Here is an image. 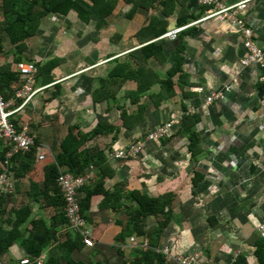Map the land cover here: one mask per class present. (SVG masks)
<instances>
[{
    "label": "crops",
    "instance_id": "crops-1",
    "mask_svg": "<svg viewBox=\"0 0 264 264\" xmlns=\"http://www.w3.org/2000/svg\"><path fill=\"white\" fill-rule=\"evenodd\" d=\"M239 1L222 0L225 5ZM1 5L3 0H0V64L15 62L14 58L21 59L18 62L33 63L36 66L35 87H45L11 119L14 127H20L18 131L27 124V134L33 142L30 147L36 148L33 162L20 179L16 193L6 205L8 208L19 210L27 201L30 182L43 188L44 168L60 153V144L70 127L89 133L99 124L109 123L121 127L118 134L111 132L99 136L87 145L96 148L94 152L103 150L107 154L109 167L104 188L111 195L100 193L92 197L88 214L91 239L88 247L74 253L75 259L86 264H119L133 258L136 246L132 238L137 243L142 239L136 233H128V211L136 204L126 196L139 191L151 197L165 193L174 195L173 221L161 239L162 246L171 248L172 254L199 255L203 264H262L257 255L264 243L259 233L264 221V82L255 65L242 66L240 63L246 52L236 25L213 18L190 26L176 40L160 39L168 31L182 27L179 17L200 19L209 13L210 7L203 5L202 0H177L169 15L163 13L161 5L138 8L129 16L126 14L131 4L124 3L101 27L96 26V20L82 22L74 11L66 15L49 12L41 19L36 34L26 38L25 47L19 50L4 31ZM122 12L128 18L125 22L119 17ZM15 15L13 12L10 19ZM238 15L264 49V0L249 2ZM154 16L161 20L164 33L155 39L145 34L138 36ZM77 20L82 22L78 32L83 33V39L75 43L67 34ZM195 21L197 19L189 24ZM157 41H161L163 53L161 60L151 58L148 61L150 69L158 75L150 89L136 104L122 101L127 91L138 89V84L129 80L118 95L120 105L130 114L137 113L139 105H146V120L130 130L122 126V110L107 101L94 100L93 93L100 86L98 78L107 76L117 60L130 61L132 67L138 69L133 56ZM178 49L179 54L175 55ZM48 61H54L50 71L53 80L45 85L38 84L35 63ZM175 65H179L178 71L171 76L170 70ZM15 69L18 72L16 65ZM169 79L172 84H166ZM23 82L19 75V87L12 97L5 99L11 100L13 107L21 104L16 93ZM215 93L220 97L208 103L207 97ZM150 95H161V102L154 104ZM189 109H196V112L187 114ZM189 117L190 132L198 140L199 151L194 153L188 148L191 142L182 128ZM172 121L176 123L169 136L160 140L148 138L150 132ZM0 141L7 151L8 147ZM138 143L143 147L137 158H112L115 151ZM40 155L43 160L39 159ZM59 169L73 175L66 172V166ZM109 170L114 171L112 177H108ZM84 173L90 175L88 185L94 188L100 169L92 166ZM120 185L124 189L116 187ZM84 196L82 188L78 197L82 200ZM29 206L30 215L19 230L25 231L32 219L50 222L52 210L45 207L43 200L30 202ZM9 220L8 212L0 216V222L7 224L6 230L13 227ZM156 220L154 216L148 218L147 229L154 228ZM58 232L60 238L74 234L67 226ZM159 248L161 246L156 250ZM9 255L11 259L26 258V252L17 244L9 248ZM45 256L44 252L42 258Z\"/></svg>",
    "mask_w": 264,
    "mask_h": 264
},
{
    "label": "trees",
    "instance_id": "trees-1",
    "mask_svg": "<svg viewBox=\"0 0 264 264\" xmlns=\"http://www.w3.org/2000/svg\"><path fill=\"white\" fill-rule=\"evenodd\" d=\"M175 1L177 0H3V5L1 6L4 12V31L9 41L20 50L25 47L24 40L36 34L41 19L48 15L49 12H58L66 15L69 11H74L76 17L82 22L88 23L90 20H96V26L101 27L107 23L108 17L124 3L131 4L130 10L126 14L129 16H132L138 8L150 9L157 6L161 7V5L163 13L169 15L173 12ZM13 12L16 15L13 19H10ZM196 19L198 20L199 17L186 16L183 20L179 17V23L183 26L185 23L189 24ZM164 31L163 28L161 29V20L154 16L151 17L149 26L143 31L141 30L138 36L145 34V37L150 35L155 39L160 37ZM253 38L257 39L254 36ZM179 51L180 49L175 52V55H178ZM162 53L161 41L150 43L144 46L138 55L133 56L134 61L139 65L138 69H134L130 61L121 62L117 60L107 76L98 78L100 86L95 89L93 99L99 102L107 101L119 107L122 110V126L127 129L131 130L146 120V105H139L138 112L130 114L120 105L118 95L126 82L132 80L138 84V89L127 91L122 101L129 100L131 103L136 104L142 100L143 95L146 94L152 83L155 82L156 79L154 78L158 77L150 69L148 61L151 58L161 60ZM140 59H142V62H140ZM19 60L21 59L14 58L15 62L11 61L0 64V92L4 99L12 97L14 90L19 87L18 80L20 74L15 69V63ZM35 64L38 67L37 79H40L38 80V84L45 85L52 82L53 79L50 76V71L53 68L54 61ZM178 67L179 65H175L171 69L172 71L170 70L171 76L177 73ZM166 84H172L171 79ZM150 98L154 104L158 103V101L161 102V95H150ZM186 119L187 122L183 123L182 128L184 133L189 136L191 142L188 148L194 153L199 151L197 146L198 140L196 135L190 132V126L192 125L190 124V117ZM15 128L18 131L20 127L16 125ZM120 130L121 127L118 125L115 126L109 123H101L89 133L79 131L73 126L70 127L67 136L60 144V153L55 156L54 162L44 168L43 188L40 189L35 183L30 182L31 189L26 194L27 201L19 206V210L13 207L8 208L6 205H8L10 199L16 193L20 179L24 177L25 172L30 168L36 146L30 147L31 149L28 152H16L8 161L7 169H2V167L5 168L4 154L6 153V149L0 141V174L3 172L9 174L14 184L12 194L0 196V216L2 218L8 212L10 214L9 221L13 225L10 230H6V223L0 222V264H86L81 259H75L74 253L80 251L83 247H88L86 240L87 238L91 239V229L88 224L90 222L88 214L91 209V199L100 193L105 196L111 195L110 191L104 188L105 177L107 176L106 171L108 170L107 167H109L107 154L103 150L94 152L97 149H91L93 147L88 148L87 143L111 132L117 135ZM62 166H66V172L73 174L74 177L85 175L84 172L92 166L93 168H99L101 171V177L99 176L95 187L89 186L87 181L83 186V190L85 191L84 198L80 200L78 197L80 214L86 221L87 229L90 232L88 237L72 227L70 219L65 214L64 200L57 184V178L62 172L59 168ZM113 175L114 171L109 170L108 177H112ZM116 187L124 189L122 185ZM126 197L136 204L131 211H128L130 216L128 233H136L142 241L139 243L135 242L136 247L132 252L133 258L128 261L124 260L119 264H178L166 259V255L162 252L156 251V247L158 246L164 249L161 239L163 232L173 221L174 195L172 193H165L159 197H151L143 195L139 191H132ZM40 200L44 201L45 207L47 206L52 210L50 222L47 223L42 218L32 219L27 225L28 227L25 228V231L19 230L18 227L24 225L30 215L31 208L29 203L34 201L39 202ZM152 216L157 218L156 225L152 229H147V219ZM66 226L74 234H68L66 237L60 238L58 231L60 228ZM13 244H17L24 249L26 252L25 259L28 260L27 263H22V259H11L9 248ZM145 244H148V246L145 247ZM258 250L259 254L257 256L261 263L264 264V243ZM44 252L46 256L42 258ZM90 264L101 263L90 262Z\"/></svg>",
    "mask_w": 264,
    "mask_h": 264
},
{
    "label": "built area",
    "instance_id": "built-area-1",
    "mask_svg": "<svg viewBox=\"0 0 264 264\" xmlns=\"http://www.w3.org/2000/svg\"><path fill=\"white\" fill-rule=\"evenodd\" d=\"M254 0H240L236 4L225 5L222 0H202V4L210 7L209 13L191 23L187 26L178 27L168 31L164 34L160 39H171L176 40L178 35L182 33L184 30L189 28L190 26L203 23L207 20L213 18H219L224 21H228L234 25H236L241 33L243 38L242 44L245 49L246 55L243 59H241L240 63L242 66L255 65L261 72L260 80L264 82V49L261 46L258 39H254L253 31L246 25V22L243 19L239 18L238 12L245 8L246 5ZM52 19H55V16H52ZM17 70L24 79V82L19 91H17V98L21 99V104L18 107H13V102L11 100H5L0 95V139L3 143L8 147L5 153L4 165L7 169L8 161L12 158V156L18 152L23 150H28L30 146L33 144L31 138L27 134V124H24L20 131H17L13 124L11 123L12 116L18 112L20 109L29 104L32 99L40 93L45 87L36 88L35 87V74H36V66L31 62H18L16 64ZM202 91V89L200 90ZM220 95L210 94L207 97V102L211 103L213 100L219 98ZM196 112V109H189V113L193 114ZM179 121H177L178 123ZM176 121L168 122L163 124L161 127L156 130L150 132L148 138L150 140H160L166 136L170 135L172 128L174 127ZM143 145L131 144L124 149H120L115 151L112 155V158L118 160H132L138 157L142 150ZM40 160H43V155L39 156ZM90 175H80L74 177L73 175L63 173L59 175L57 178V184L60 188L64 204H65V214L70 219V223L72 227L76 228L85 236H89L90 232L87 229L86 221L80 214V204L78 200V192L86 182L89 180ZM14 191V184L12 178L6 172L0 174V196L6 194H12ZM259 233L261 237L264 238V221L259 226ZM87 244L90 240L87 238ZM132 242H136L134 238H132ZM145 247L148 244L144 245ZM157 252H162L166 255V259L170 261H174L178 264H202L203 259L199 255H183V256H175L170 251L169 247H164V249H157ZM22 263H27V259H22ZM231 264V263H226Z\"/></svg>",
    "mask_w": 264,
    "mask_h": 264
},
{
    "label": "rangeland",
    "instance_id": "rangeland-1",
    "mask_svg": "<svg viewBox=\"0 0 264 264\" xmlns=\"http://www.w3.org/2000/svg\"><path fill=\"white\" fill-rule=\"evenodd\" d=\"M129 8V6H127L126 7V9H128ZM120 17V19L122 20V21H124V20H127L128 18L126 17V16H124V14H123V12L121 13V15L119 16ZM125 22V21H124ZM79 24H80V26H81V24H82V22L81 21H79V20H77L76 22H74V24H72L70 27H71V29H69V33L71 34H67V35H69V37L71 38V40H73V42H75L76 43V41L77 40H82L83 39V37H82V34H80L79 32H78V30H80V26H79ZM107 26V25H106ZM107 27H109V25L107 26ZM88 29V25L86 26V28H85V32H86V30ZM82 30V29H81ZM67 33V31L65 32V34ZM79 33V34H78ZM64 34V35H65ZM58 36V35H57Z\"/></svg>",
    "mask_w": 264,
    "mask_h": 264
}]
</instances>
